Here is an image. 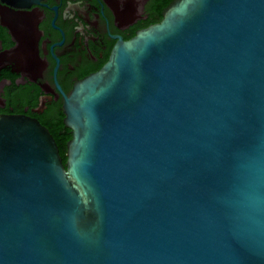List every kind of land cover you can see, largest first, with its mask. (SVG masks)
<instances>
[{
  "label": "water",
  "instance_id": "95a60500",
  "mask_svg": "<svg viewBox=\"0 0 264 264\" xmlns=\"http://www.w3.org/2000/svg\"><path fill=\"white\" fill-rule=\"evenodd\" d=\"M64 113L66 163L0 116V264H264V0H173Z\"/></svg>",
  "mask_w": 264,
  "mask_h": 264
},
{
  "label": "flooded vegetation",
  "instance_id": "af4514ba",
  "mask_svg": "<svg viewBox=\"0 0 264 264\" xmlns=\"http://www.w3.org/2000/svg\"><path fill=\"white\" fill-rule=\"evenodd\" d=\"M164 1L43 0L23 8L0 0V116L37 119L57 140L65 96L107 63L121 39L159 23Z\"/></svg>",
  "mask_w": 264,
  "mask_h": 264
},
{
  "label": "trees",
  "instance_id": "16d2710c",
  "mask_svg": "<svg viewBox=\"0 0 264 264\" xmlns=\"http://www.w3.org/2000/svg\"><path fill=\"white\" fill-rule=\"evenodd\" d=\"M170 1L171 0H167V1L161 2L160 3L161 4V8L163 9L165 6L169 5ZM61 128L65 129V124L63 122H61V126L58 129L52 130V132H53V134L55 135V137L57 139L56 142H57V144L59 146L60 154H61V156L63 158V161H64V163H66V159H67V155H66L67 154V141L72 138V135H71V133L69 131L70 129H69V130H67L66 136L61 139L59 137L60 136L59 135L60 134L59 131H60Z\"/></svg>",
  "mask_w": 264,
  "mask_h": 264
}]
</instances>
